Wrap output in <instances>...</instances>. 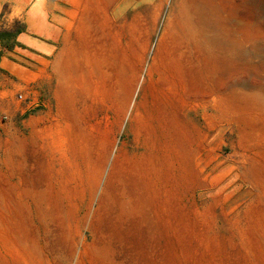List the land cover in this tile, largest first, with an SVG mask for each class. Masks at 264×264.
Returning a JSON list of instances; mask_svg holds the SVG:
<instances>
[{"label": "rangeland", "instance_id": "374dc122", "mask_svg": "<svg viewBox=\"0 0 264 264\" xmlns=\"http://www.w3.org/2000/svg\"><path fill=\"white\" fill-rule=\"evenodd\" d=\"M132 7L148 66L156 59L151 79L118 61L132 32L102 12L92 63L27 73L0 45V264H264V9L250 0ZM20 20L0 0V32L23 31ZM196 25L219 43L197 38ZM32 131L53 174L49 183L32 175L36 189L19 184L29 180L20 169L44 159L31 157ZM64 159L83 164L75 179L55 173Z\"/></svg>", "mask_w": 264, "mask_h": 264}, {"label": "crops", "instance_id": "0c3cea01", "mask_svg": "<svg viewBox=\"0 0 264 264\" xmlns=\"http://www.w3.org/2000/svg\"><path fill=\"white\" fill-rule=\"evenodd\" d=\"M79 1L81 4L84 1L82 5L87 4V7L74 5L72 0H2L21 12L19 23L24 30L17 37L18 47L12 54L26 64L25 71L37 73L42 70V64L66 63L71 58L79 63H92L97 56V33L93 28L100 12L112 17L117 31L132 32L127 35V44L116 53L118 61L133 64L136 73L143 68L146 62L145 37H141L138 30V33L131 30L128 16L131 11H136L132 5L143 0ZM92 2L101 3L102 8L98 4L95 7ZM13 64L23 68L19 62Z\"/></svg>", "mask_w": 264, "mask_h": 264}, {"label": "bare ground", "instance_id": "6f19581e", "mask_svg": "<svg viewBox=\"0 0 264 264\" xmlns=\"http://www.w3.org/2000/svg\"><path fill=\"white\" fill-rule=\"evenodd\" d=\"M253 4L258 10H260V11H262L263 9H264V0H250V4ZM253 8V7H252ZM200 10V9H199ZM202 10V9H201ZM256 10V9H255ZM205 11H207L206 9H205ZM204 11V12H205ZM257 11V10H256ZM199 13L201 12V11H198ZM202 14V15H201ZM201 14H199L198 16H199V24L198 25H200V24H202L203 23V21H204V19H201V18H203L202 16H205V15H203V13H201ZM205 14H207V12L205 13ZM260 16V15H259ZM262 16H263V14H262ZM206 17V16H205ZM196 23H197V21H196ZM206 23V22H205ZM190 24V23H189ZM195 24V23H194ZM206 25V24H205ZM197 26V25H196ZM192 27V26H191ZM193 27H195V26H193ZM215 28V27H214ZM194 30V29H193ZM197 30V31H196ZM211 30V29H210ZM210 30L209 29H207L206 27L204 28H202V27H199V26H197L196 28H195V32H197L199 35L197 36V38H199L200 40L204 37H209V38H207V40L209 39H212V40H214V41H216V42H218L217 40H218V38H217V36L216 35H218V34H214L213 32H210ZM214 30H216V29H214ZM223 30H225V29H223ZM213 31V30H212ZM217 32H219V31H217ZM224 32V31H223ZM221 35H222V32H221V34H220V37H221ZM191 37V36H190ZM219 37V36H218ZM231 38V37H230ZM196 39V38H195ZM217 39V40H216ZM196 41V40H195ZM229 41V40H228ZM192 42H194V41H192ZM197 42V41H196ZM202 42V41H201ZM213 42V41H212ZM211 42V43H212ZM214 43V42H213ZM219 43V42H218ZM230 43V42H229ZM198 44V43H197ZM209 44V43H208ZM217 44V43H216ZM228 44V43H227ZM260 44V43H259ZM261 44H263V43H261ZM194 45V44H193ZM196 45V44H195ZM220 47L222 46V44L220 45V44H218ZM230 45V44H229ZM235 46V45H234ZM197 47H199L198 45H197ZM205 47V46H204ZM226 47V46H225ZM255 47V46H254ZM258 47V46H257ZM256 47V48H257ZM231 48V47H230ZM242 48V47H241ZM259 48H261V50L264 52V46L263 47H258V49ZM197 50H198V52H200L202 55L204 54V51L199 47V48H196ZM233 49V48H232ZM232 49H230L231 51H232ZM243 49V48H242ZM242 49L240 50V51H242ZM260 52V51H259ZM214 53V52H213ZM191 54V53H190ZM193 54V53H192ZM229 54V53H228ZM245 54V53H244ZM243 54V55H244ZM149 55V54H148ZM152 55V54H151ZM187 55V54H186ZM223 55V54H222ZM225 55V54H224ZM230 56V58L231 59H234V57H235V54H233V52H232V54L230 53L229 54ZM263 55V54H262ZM150 57H152V56H150ZM200 58L202 57V56H199ZM222 56L220 55V53H219V51L217 52V54H215L214 55V60L216 61V62H219V61H217V60H220V58H221ZM260 57H261V55H260ZM210 58V57H209ZM196 59V58H195ZM198 60V59H197ZM212 60H213V58H212ZM190 61V60H189ZM153 64H152V66H148V64H149V62H145V65H144V67H143V73H145L147 76H148V78H152L153 77V75H154V64H155V62H156V59H153ZM192 62V61H191ZM259 63V62H258ZM188 64H190V63H188ZM198 64H199V62H198ZM261 65H262V63H260ZM54 65V64H53ZM195 65V64H194ZM258 65V64H257ZM108 66V65H107ZM197 66V65H196ZM263 66V65H262ZM261 67V66H260ZM187 68H188V66H187ZM262 68V67H261ZM201 70L199 71L200 73H202V68H200ZM107 70H109L108 68H107ZM189 70V69H188ZM204 70V69H203ZM262 70V69H261ZM108 73V72H107ZM141 74L140 75V78H139V80H138V84H137V87H136V90L134 91L135 93H134V96H133V98H132V100H131V103H130V106H129V110H128V113L130 112V110H131V108L133 107V105H134V99H135V97H136V95H137V93H138V91H139V88L142 86V84H143V82H144V78H145V74ZM155 75H157V74H155ZM159 78V77H158ZM203 78H205V77H202V75L200 76V81H201V83L200 82H198L199 83V85L198 86H200V91H201V88H203L204 87V81H205V79H203ZM157 80V79H156ZM158 81V80H157ZM112 86V85H111ZM62 90V89H61ZM67 90V89H66ZM65 90V91H66ZM195 90V89H194ZM199 90V89H198ZM169 91H170V89H169ZM205 91V90H204ZM62 93H64V92H62ZM66 93V92H65ZM121 94L123 93V91H121L120 92ZM125 94H126V92H124ZM200 93V92H199ZM115 94V93H114ZM124 94V95H125ZM200 95V94H199ZM66 96V95H65ZM117 96H119V94H117ZM122 96H123V94H122ZM62 97V96H61ZM67 97V96H66ZM186 98V97H185ZM63 100H64V98H62ZM120 99V98H119ZM118 99V100H119ZM175 100V99H174ZM256 100V99H255ZM65 101V100H64ZM259 102V101H258ZM59 103V102H58ZM185 102L184 101H182L181 102V109H180V111H181V113L183 114V116H187V113L186 112H184V110H183V107H184V104ZM257 103V102H256ZM60 104V103H59ZM187 105V104H186ZM259 105V104H258ZM68 109V108H67ZM106 109V108H105ZM59 110V109H58ZM60 113H62V112H60ZM59 113V115L60 116H62L61 114ZM203 113V112H202ZM70 114V112L68 113V115ZM72 114V113H71ZM204 116V115H203ZM63 117H65V116H63ZM222 117V116H221ZM220 117V118H221ZM66 120V119H65ZM37 128V127H36ZM36 128H34V131L36 130ZM34 131H32V132H34ZM52 131V130H51ZM46 134V133H45ZM38 135H36L35 134V132L33 133V135H32V144H31V157H34V159H38L39 157H42V158H44V159H38L39 161H40V163L39 162H36L37 163V166L36 165H34V164H25L26 166H23L24 168H21L20 169V171H19V173H23V171L25 170V173L27 174V176L29 177V180H28V178H25L24 180H22V179H20V181H19V184L21 185V184H23L25 181H29V182H31V186H32V188L33 189H36V187H38L39 185H40V183H39V181L37 180V178H33L32 179V175H34L35 173H37V172H42V173H44V176H43V180L46 182V183H49L51 180H52V176H53V174L49 171L50 169H49V162H47V161H45V155H44V149H46L45 147H44V149L42 150V148L40 147V145H39V141H38ZM48 137V136H47ZM49 139V138H48ZM44 143V142H43ZM69 144V143H68ZM67 144V145H68ZM42 145V144H41ZM89 145V144H88ZM29 146V145H28ZM49 148V147H48ZM53 148V147H52ZM56 148V147H55ZM50 149V148H49ZM69 149V148H68ZM50 151H53V150H50ZM73 151V150H72ZM70 152V151H69ZM90 152V151H89ZM79 153V152H78ZM21 154V153H20ZM50 154V153H49ZM73 154V153H72ZM87 154V153H86ZM23 155V154H22ZM21 155V156H22ZM47 155V154H46ZM18 157V156H17ZM20 157V156H19ZM49 158H51L50 156H49ZM84 158V157H83ZM87 158H88V156H87ZM109 158V157H108ZM106 159V158H105ZM51 160V159H50ZM113 160H114V153H112L111 155H110V158H109V163H108V167H111V165H112V162H113ZM85 161V160H84ZM19 162H20V160L19 161H17V163L19 164ZM22 164V163H21ZM62 165L61 166H58V167H61V169L60 170H58V171H56L55 173L57 174V175H60V177H61V175H62V177L64 178V177H66V175H70V176H72L73 177V179H75V174H78L79 173V169L82 167V163H78V162H76V161H72L71 162V160H69V159H64V161H63V163H61ZM88 164V163H87ZM140 164V163H139ZM85 167V166H84ZM87 167H88V165H87ZM16 168V167H15ZM18 168H19V166H18ZM145 168V167H144ZM17 169V168H16ZM56 169H58V168H56ZM87 170V169H86ZM12 173V172H11ZM86 173V172H85ZM169 173V172H168ZM133 174V173H132ZM42 175V174H41ZM41 175H39V176H41ZM18 177V176H17ZM59 178V177H58ZM62 178V179H63ZM110 178V177H109ZM18 179V178H17ZM54 179H57V178H54ZM96 179V178H95ZM98 179V178H97ZM67 180H69V178L67 177ZM122 180V179H121ZM55 181V180H54ZM57 181V180H56ZM58 181H60V179H58ZM79 181V180H78ZM98 181V180H97ZM75 182V181H74ZM123 182V181H122ZM59 183V182H58ZM97 183V182H96ZM96 183L94 182V184L96 185ZM19 184H18V186H19ZM109 184V183H108ZM113 184V183H112ZM45 185V184H44ZM98 185V184H97ZM94 187V186H93ZM63 188V187H62ZM80 190V189H79ZM135 190V189H134ZM42 191V190H41ZM116 191V190H115ZM30 192V191H29ZM23 193V192H22ZM26 193V192H25ZM33 193V192H32ZM36 193V192H35ZM34 193V194H35ZM136 193V192H135ZM33 194V195H34ZM20 195H22V194H20ZM33 195L31 196V198L30 199H32V197H33ZM46 195V194H45ZM37 197H38V195H36ZM42 196V195H41ZM83 196V195H82ZM143 197H144V195H143ZM22 198V197H21ZM36 198V197H35ZM27 199V198H26ZM34 199V198H33ZM83 199V198H82ZM39 200V199H38ZM27 202V201H26ZM135 202V201H134ZM28 203V202H27ZM44 203V202H43ZM46 206V205H45ZM22 208V207H21ZM26 208V207H25ZM47 208V207H46ZM35 209V208H34ZM41 210H42V208H41ZM42 213V212H41ZM43 215V214H42ZM40 247V246H39Z\"/></svg>", "mask_w": 264, "mask_h": 264}, {"label": "trees", "instance_id": "16d2710c", "mask_svg": "<svg viewBox=\"0 0 264 264\" xmlns=\"http://www.w3.org/2000/svg\"><path fill=\"white\" fill-rule=\"evenodd\" d=\"M22 30L15 32H0V45L7 50H14L18 47L17 37L21 34Z\"/></svg>", "mask_w": 264, "mask_h": 264}, {"label": "built area", "instance_id": "2783aa9c", "mask_svg": "<svg viewBox=\"0 0 264 264\" xmlns=\"http://www.w3.org/2000/svg\"><path fill=\"white\" fill-rule=\"evenodd\" d=\"M20 99H22V97L20 96Z\"/></svg>", "mask_w": 264, "mask_h": 264}]
</instances>
